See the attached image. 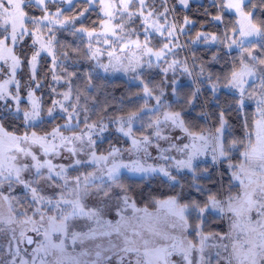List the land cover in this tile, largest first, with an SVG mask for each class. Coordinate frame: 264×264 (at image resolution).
I'll use <instances>...</instances> for the list:
<instances>
[{
    "label": "snow or ice",
    "instance_id": "obj_1",
    "mask_svg": "<svg viewBox=\"0 0 264 264\" xmlns=\"http://www.w3.org/2000/svg\"><path fill=\"white\" fill-rule=\"evenodd\" d=\"M64 2L0 0V264H264V19L257 15L264 0H219L212 19H234L220 35L200 32L195 41L235 47L239 56L207 76L195 59L190 69L187 58H175L191 21L178 25L168 0H85L98 9L91 28L74 27L89 8L67 17ZM178 3L188 8L190 0ZM69 26L83 48L58 39ZM42 56L52 81L47 103ZM81 58L104 73H131L142 103L92 119L89 97L69 71ZM161 65L159 84L144 78ZM25 66L22 84L17 74ZM193 70L214 97L220 88L234 90L229 109L238 126L221 111L198 128L170 102L165 88L178 95L177 71L192 77ZM86 78L92 87V75ZM200 91L184 103L191 106ZM58 117L64 122L55 123ZM110 131L124 144L101 150ZM209 159L219 175L205 186L200 181L211 176L201 165ZM126 174L160 176L170 191L144 197ZM213 222L218 230H209Z\"/></svg>",
    "mask_w": 264,
    "mask_h": 264
},
{
    "label": "trees",
    "instance_id": "obj_2",
    "mask_svg": "<svg viewBox=\"0 0 264 264\" xmlns=\"http://www.w3.org/2000/svg\"><path fill=\"white\" fill-rule=\"evenodd\" d=\"M174 2L176 6L174 15L175 20H177L179 24H182L184 17H187L191 21V23L187 26V32L185 34L186 45H188L190 51L189 53L193 56L195 62L198 65L204 66L205 76H207L209 72L220 74L222 69L226 71L231 61L233 59H238L239 50L228 52V48L225 44L218 43L208 45L201 43L200 45H197L192 41L195 40L197 33L200 32L220 35L224 31L225 26L230 25L234 16L230 13H226L224 17V24L215 22L212 19L213 16L219 14V0H196L189 8L181 7L176 1ZM253 2L257 3L258 0H253ZM85 8H89V5L85 3L84 0H80L71 8L65 9L64 15L67 17L77 16ZM32 14L40 15L41 13L34 7L32 9ZM257 15L260 19H264V9H260ZM98 20V9L91 8L86 18L78 22L77 27H81L83 25L84 27L91 28L95 26V23L98 22ZM58 39L62 44L79 48L84 47L80 37L73 36L69 31H62L59 34ZM25 51H27V49H25ZM87 65H89L88 61L81 58L79 63H73L69 69L77 72L75 84L80 88L82 95L89 97L88 114L92 117V119H96L97 114H104L105 109H107V113L115 115L120 114L121 110L124 112L134 110L138 103H142L140 98L137 96V93L140 92L139 84H133L125 78H109L94 74L92 75L91 81L92 87L86 88V74H88L86 71ZM49 67V60L42 57L38 71V78L42 79L45 85L41 92L44 94L46 103L49 99L47 95L48 89L52 86V81L50 80V77L47 76ZM24 68V74L27 78H24V76L22 77V84L23 81L28 79V69L26 66ZM145 76L150 77V72H146ZM151 79H153L155 83L159 84L162 80H164V75L162 72H157V74L151 76ZM203 80L204 78L201 77L200 85L202 88V97L199 95L191 106L184 103L185 99L191 95L193 89L197 87L195 83L185 82L177 88L178 95L177 99L174 98V100L172 98L173 105H178L183 108L186 118L198 128L209 127V121L205 115V107H208L207 110L209 111L213 124L216 121V115L223 111L229 122L238 126L240 123L239 114L235 110L229 109V105L232 103L233 94L223 90L214 97L211 88L208 87ZM208 83L210 84L211 82ZM168 90L169 93H171V88H168ZM253 111L254 105H248L245 109V112L248 114H251ZM63 122L64 121L59 117L55 121L57 124ZM45 127L50 128L51 125L46 124ZM110 144L122 145L124 144V141H118L117 135H114L106 139L103 143H100L101 150L108 148ZM201 167L208 169L211 180H201L200 183L205 186H212L215 184L219 174L215 170L212 163H207ZM226 179L227 177H225V180ZM190 181V175L184 176L181 179L186 192L189 190ZM124 182L130 185L137 194H142L144 197H146L149 193L170 191L168 185L164 182V178L160 176L138 178L126 175ZM192 194L195 195V193ZM218 225L219 222H213L209 225V230H218Z\"/></svg>",
    "mask_w": 264,
    "mask_h": 264
},
{
    "label": "rangeland",
    "instance_id": "obj_3",
    "mask_svg": "<svg viewBox=\"0 0 264 264\" xmlns=\"http://www.w3.org/2000/svg\"><path fill=\"white\" fill-rule=\"evenodd\" d=\"M78 1H80V0H72V4L70 5V4H68L67 2H66V0H65V2L64 3H62V4H60L59 5V7H62L64 10L65 9H68V8H71L76 2H78ZM85 1V0H84ZM174 1H176L177 2V4L179 5V3H178V0H168V7H170V8H174V9H176V6H175V2ZM196 0H190V3H189V6H188V8L190 7V5L193 3V2H195ZM157 2H158V4H159V0H157ZM179 6H181V5H179ZM181 7H183V6H181ZM91 8H89V10H90ZM53 10H55V8H53ZM88 13H89V11L88 12H86L85 14H84V16L83 17H80L79 19H77V21H76V23H75V25H74V27L75 28H79V27H77V24H78V22L79 21H81V20H84L85 18H86V16L88 15ZM172 15H173V18H174V15H175V10H174V12L172 13ZM175 19V18H174ZM176 22H177V24L178 25H180L179 23H178V21L177 20H175ZM71 27L72 26H69V30H61V31H59L58 33H57V37H59V34L62 32V31H69V32H71ZM187 32V27L185 28V33ZM79 37V36H78ZM142 38V37H141ZM195 41V40H194ZM180 42L184 45V47L182 48V49H178L177 51L179 52V55L178 56H176L175 58L176 59H184V58H187V60H188V64H189V67H190V69L192 68V62H193V56H191V54L189 53L190 51H189V47H188V45H186V39H185V34H182L181 36H180ZM159 43H160V38L158 37V36H156V37H153V39H152V44L154 45V46H158L159 45ZM195 44H197V45H200L201 43H203V44H208V45H214V44H218V43H211V42H208V43H205L204 41H195L194 42ZM228 50V52H231V51H235V50H239V49H237V48H232L231 50H229V49H227ZM43 57V56H42ZM88 63H89V65H87V67H86V71H87V73H90L91 75H102V76H104V77H109V78H125L126 80H128V81H130L131 83H133V84H139V81H135V80H132L131 79V73H129V74H125V73H122V72H115V73H113V72H109V73H104L102 70H98V69H95V67H94V65L92 64V62H90V61H88ZM40 67V66H39ZM163 67H165V65H161L160 67H153L152 69H150V70H148V72H150V74H151V76H153V75H155V74H157V72H162V68ZM24 70H25V68H23V70L21 71V72H18V74H17V77H18V79H20L21 80V83H22V77L24 76V78L26 77L25 76V74H24ZM38 71H39V68H38ZM69 71H72V70H70L69 69ZM194 71V75L192 76V77H189L188 75H182L179 71H177V73H176V80L178 81V84L176 85V87L178 88L181 84H183V83H185V82H191V83H193V81L195 80V84L197 85V87H199L200 89H201V91H200V96L202 97V88H201V85H200V83H201V78H198L197 76H196V74H195V70H193ZM24 74V75H23ZM151 76L150 77H144L146 80L147 79H150L151 78ZM171 76H172V73L171 72H169L168 73V79H169V82H170V80H171ZM27 78V77H26ZM164 79H165V77H164ZM26 81V80H25ZM24 82V81H23ZM43 82V81H42ZM75 82V81H74ZM43 84H44V82H43ZM42 90H43V88H42ZM41 90V91H42ZM58 90H60V91H62L63 90V88L62 87H59L58 86ZM223 90H225V91H227V92H230V93H232L233 94V92H234V90H232V89H228V88H220L219 90H218V92H217V95L221 92V91H223ZM165 93H166V95H167V97H168V99L170 100V102H172V98L174 99H177V95H172V92L171 93H169V90H168V88H165ZM39 94H41V93H38V95ZM174 99V100H175ZM249 105H253V104H249ZM207 108L208 107H205V109H206V111H205V115H206V118L208 119V121H209V127L213 124V121H212V119H211V117H210V114H209V111L207 110ZM178 134V133H177ZM114 135H117L118 136V134H116V133H114V132H112V131H110L109 133H106L105 134V139L104 140H102V141H100V143H103L106 139H108V138H110V137H112V136H114ZM119 146V145H118ZM150 151H152L153 152V155H155L156 153H155V150L154 149H151ZM207 163H211V160L209 159V160H207V161H205L204 163H202V165L201 166H203V165H205V164H207ZM127 176H130V177H138V178H143V177H140V176H134V175H131V174H126ZM153 176H156V175H153ZM152 177V176H151ZM19 191V190H18ZM0 243H2V242H0Z\"/></svg>",
    "mask_w": 264,
    "mask_h": 264
}]
</instances>
